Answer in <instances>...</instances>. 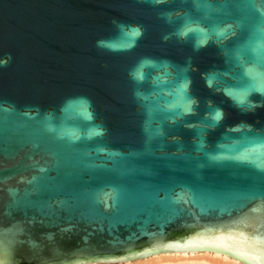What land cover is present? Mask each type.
<instances>
[{
  "label": "water",
  "instance_id": "95a60500",
  "mask_svg": "<svg viewBox=\"0 0 264 264\" xmlns=\"http://www.w3.org/2000/svg\"><path fill=\"white\" fill-rule=\"evenodd\" d=\"M261 237L264 0H0V264Z\"/></svg>",
  "mask_w": 264,
  "mask_h": 264
},
{
  "label": "bare ground",
  "instance_id": "6f19581e",
  "mask_svg": "<svg viewBox=\"0 0 264 264\" xmlns=\"http://www.w3.org/2000/svg\"><path fill=\"white\" fill-rule=\"evenodd\" d=\"M135 262L124 261L125 264H243L228 255L204 251V252H176L161 253L142 257ZM133 261V260H129ZM127 262V263H126ZM121 262H103L89 264H113Z\"/></svg>",
  "mask_w": 264,
  "mask_h": 264
},
{
  "label": "rangeland",
  "instance_id": "374dc122",
  "mask_svg": "<svg viewBox=\"0 0 264 264\" xmlns=\"http://www.w3.org/2000/svg\"><path fill=\"white\" fill-rule=\"evenodd\" d=\"M136 260L133 261H128V262H135ZM127 263V262H126ZM113 264H125V262H121V263H113Z\"/></svg>",
  "mask_w": 264,
  "mask_h": 264
},
{
  "label": "snow or ice",
  "instance_id": "6c2138e0",
  "mask_svg": "<svg viewBox=\"0 0 264 264\" xmlns=\"http://www.w3.org/2000/svg\"><path fill=\"white\" fill-rule=\"evenodd\" d=\"M262 239H264V237H261Z\"/></svg>",
  "mask_w": 264,
  "mask_h": 264
}]
</instances>
